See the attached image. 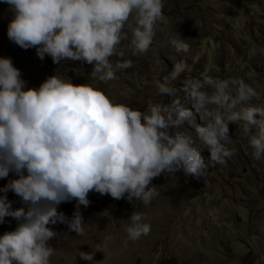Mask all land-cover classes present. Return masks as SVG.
I'll list each match as a JSON object with an SVG mask.
<instances>
[{
	"label": "clouds",
	"instance_id": "1",
	"mask_svg": "<svg viewBox=\"0 0 264 264\" xmlns=\"http://www.w3.org/2000/svg\"><path fill=\"white\" fill-rule=\"evenodd\" d=\"M12 18L7 36L22 49L35 48L43 60L82 61L101 81L115 79L110 57L123 55L118 46L131 33V47L144 53L153 42L154 26L163 18V0H3ZM186 50L182 40H173ZM131 61L118 64L130 67ZM178 73L172 74L173 78ZM188 81L184 91L193 103L186 108L178 99L164 105L147 104L145 111L113 103L89 84H73L52 75L38 88H26L21 72L10 58L0 57V179L16 178L0 188V223L12 217L13 231L0 235V264H50L57 235L48 225L66 223L69 231L84 235L77 210L71 220L57 211L62 202L75 200L87 207L88 194L97 192L120 200L151 203L159 193L152 180L162 173L183 171L199 179L207 168L201 155L225 164L234 152L230 124H240L253 156H264V104H252L258 93L243 79ZM157 82L162 95L175 89ZM205 86L211 94L202 91ZM195 124L196 140L179 129ZM21 198L27 209H12L6 193ZM126 227L128 239L147 235L151 225L133 212ZM110 239V237L108 238ZM83 260L93 253L79 252Z\"/></svg>",
	"mask_w": 264,
	"mask_h": 264
},
{
	"label": "rangeland",
	"instance_id": "2",
	"mask_svg": "<svg viewBox=\"0 0 264 264\" xmlns=\"http://www.w3.org/2000/svg\"><path fill=\"white\" fill-rule=\"evenodd\" d=\"M228 1L233 3L237 10H245L249 14L252 39L256 40L258 37L264 39V0ZM193 2L198 10H204L205 6L200 1L193 0ZM256 3L262 5L263 18L257 19L252 16V5ZM12 15L9 5L0 0V57L11 59L13 66L20 70L21 79L26 82V88H38L46 78L52 75L70 80L75 74L80 77L82 73H85L81 67L74 66L72 60L54 64L48 55L41 60L35 48L25 50L10 41L7 36V27ZM176 17L174 15V18ZM164 20H167L165 15L157 21L153 38H159L165 34ZM222 32L230 37L232 44L243 46L241 48L244 54L242 62H250L252 52L246 46L247 42L242 36L234 34L232 26L226 19L222 24ZM169 39L170 46L162 50H157L152 42L146 52L139 53L131 47L129 32L128 39L118 46L129 48V51L137 54L129 59L131 66L126 67V72L134 78L137 77L141 86L145 88L142 97L144 103L137 110L145 111L148 102L153 101V97L147 94L153 88L146 85L149 82L142 76L145 71H160L158 76L162 83L165 82V77L168 78L167 83L169 80L174 81L171 87L175 89V95H166L172 100L185 92L184 88L188 81L202 82L203 80L204 59L200 58L197 62L193 54L188 52V47L186 50L178 51L172 44L173 40H182L187 44L180 35L171 36ZM227 51V45H224L223 52L227 53ZM182 61L188 63L192 61L193 71H187ZM239 63L241 62L236 57H231L224 65L218 67L208 64L209 68L204 71V74L214 79H237L236 68ZM174 72L178 73L175 78L172 76ZM88 73L92 74L93 68ZM117 77L115 75V78ZM202 91L211 94L213 89L205 86ZM157 96L161 97L162 94ZM256 102H258L257 98L251 101L253 104ZM181 104L195 111L188 96ZM199 123H201L200 115L197 114L194 123L185 122L175 131L190 135L196 140L194 125ZM229 129L231 142L227 147L232 149L234 154L226 158L227 164L219 165L211 162L208 150L202 148L201 155L210 168L199 179H191V176H186L181 170L175 174H165L166 181L162 184L151 182L156 189H161L172 182L184 186L181 193L172 197L168 207L164 209L156 208V200H152L148 205L135 199L130 204H126L125 201L120 205L94 204L92 200L98 198V193L94 191L88 194L90 203L87 207L78 206L75 200L58 205L57 211L63 213L68 220L72 219L77 210L80 212L83 217L84 235H93L92 241L96 249L92 252L93 260L91 261L79 259L74 255L65 257L57 246L63 247L54 241L63 232L69 231L68 226L66 223L59 222L55 225L50 224L48 227L57 235L49 241V245L54 249L53 255L61 253L60 256H51L50 264H111V261L122 253V246L128 247L125 253H122L125 256V264H264V195L254 198L251 194L253 183H263L261 186L264 187V156L257 159L260 163V171L252 176L250 169H254V165L242 146L245 134L238 123L230 125ZM196 147H201L198 140H196ZM250 152L253 155V149ZM226 169H230L228 174L225 172ZM15 178V174L10 173L7 178L0 179V188L4 187L10 179ZM203 183L211 184L210 188L201 187ZM0 195L5 194L0 193ZM6 196L13 210L21 207L27 209L21 198L13 192L8 191ZM157 204L162 202L157 201ZM148 210L150 211L146 213ZM133 212L141 213L144 217L142 222L151 225L150 232L135 241L128 239L126 233V227L130 224L129 217ZM17 223L12 217H5L4 222L0 223V235L15 230Z\"/></svg>",
	"mask_w": 264,
	"mask_h": 264
},
{
	"label": "bare ground",
	"instance_id": "3",
	"mask_svg": "<svg viewBox=\"0 0 264 264\" xmlns=\"http://www.w3.org/2000/svg\"><path fill=\"white\" fill-rule=\"evenodd\" d=\"M198 1H200V3L205 6L203 11L198 10L194 6L193 0H163V15L167 17V20H164L163 22L165 34L161 37L159 36V38H153V44L156 45L157 50H162L170 46L169 37L180 35L181 38L188 44V52L190 54H193L194 58L197 59V62L200 58L204 59L205 65L203 68V74L204 71L209 68V65L218 67L219 65H224L229 58L236 57L241 62L236 68V72L238 75L237 79H243L245 83L249 84L257 91L258 102H256L255 104H264V39L259 37L256 40L252 39L253 33L249 21V14L245 10H237L235 8V5L228 0ZM252 9V16L254 18H263L262 5L256 3V5H252ZM174 15H176L177 17L174 18ZM225 19L232 26L234 34L237 36H242V38L247 42L246 46L252 52L250 62H242L244 54L241 48L243 46L241 47L232 44L229 40L230 37L222 32V24ZM194 26H196V28H194ZM256 32L258 34V30H256ZM224 45H227V53L223 52ZM128 49L125 47H118V52H122L123 55H114L109 58L115 70V75L118 76L117 78L107 81H101L100 79H98V75L94 76L93 74L88 73V71L92 68L91 65H88L82 61H74V66L81 67V69L85 73H82V76L80 77H77V75L75 74L74 77L70 78L71 82L73 84H89L92 87L101 90L106 96L109 97V99L113 103L124 104L126 106H129L133 110H137L144 103V101H142V97L145 88L141 86V82L138 81L137 77L134 78L126 72V67H117L118 64H123L129 61L131 57L137 55L135 52L129 51ZM191 62L188 63L186 61H182V63L184 64V68H186L189 72H192L194 69V66L191 64ZM159 72L160 71L158 70H152L148 72L145 71L142 76L145 78V81L149 82V84L146 85L151 86V89L153 88L152 91H148L147 93L149 97H153L152 102L168 105L173 101L172 99L168 98L166 95H162L161 97L157 96L158 94H160L156 86L157 82H161L158 76ZM189 76H191V74ZM173 82V80H169L167 83L168 86L171 87L173 85ZM187 96L188 94L184 92L180 94L177 99L180 101V103H182L183 100L187 98ZM248 139L249 137L244 135L242 146L248 153L246 154L249 156V158H251L253 162L252 165H254V169L250 170L251 173H253V175H251L255 176V174L259 173L260 171V163L251 154L250 151L252 149L250 150ZM235 165L239 166L238 163H235ZM208 168L210 167L207 166L205 171H207ZM229 171L230 169H226L225 172H227L228 174ZM191 179L195 178L191 176ZM262 184L253 183L251 194L254 198H259L264 195V187L261 186ZM210 185H206L205 183H203L201 184V187H203L204 189H209ZM183 189L184 186L176 182H172L161 189H157V192L159 194L153 198V200H156V208H159V210H161L168 207V202L171 201V198L180 194ZM157 201L162 202V204H157ZM149 211L150 210H148L146 213H148ZM92 238L93 235H77L75 234V232L67 230L63 232L61 236L57 237L56 241L54 242H58V244L63 247L60 248L59 246H57L62 251V254L65 255V257L68 258V256L74 255L80 259L79 252L92 253L96 249ZM127 248V246H122V253H125V250H127ZM122 253H119V255H117L111 261V264H125V256H123ZM59 254H55L52 256H60Z\"/></svg>",
	"mask_w": 264,
	"mask_h": 264
},
{
	"label": "water",
	"instance_id": "4",
	"mask_svg": "<svg viewBox=\"0 0 264 264\" xmlns=\"http://www.w3.org/2000/svg\"><path fill=\"white\" fill-rule=\"evenodd\" d=\"M166 181V175L164 174V173H162L160 176H159V178H154L153 180H152V182L154 183V184H162V183H164ZM123 201H125L126 202V204H130L132 201H129V200H127V199H120V200H116V199H113V198H111L109 195H107V194H105V195H100L99 193H98V198L97 199H95V200H92V202L94 203V204H101V205H104V204H106V203H113V204H115V205H120Z\"/></svg>",
	"mask_w": 264,
	"mask_h": 264
}]
</instances>
